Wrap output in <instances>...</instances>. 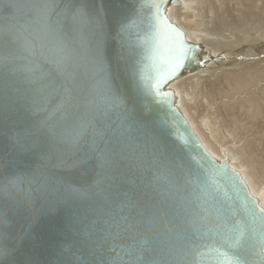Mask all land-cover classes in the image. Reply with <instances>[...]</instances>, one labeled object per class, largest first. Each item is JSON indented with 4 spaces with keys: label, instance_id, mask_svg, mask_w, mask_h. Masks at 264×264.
<instances>
[{
    "label": "water",
    "instance_id": "1",
    "mask_svg": "<svg viewBox=\"0 0 264 264\" xmlns=\"http://www.w3.org/2000/svg\"><path fill=\"white\" fill-rule=\"evenodd\" d=\"M177 1L168 0L166 12ZM73 2L64 0L66 4ZM80 2L104 6V30L99 39L112 66V86L125 104L114 106L104 81L89 68L79 81L74 107L67 114L53 115L44 127L42 122L52 108L49 106L46 113L33 104L27 61L7 62L3 59L6 50L0 49V186L13 176L24 179L20 190L12 189L13 196L7 202L0 198V217L8 220L7 231L0 230V245L10 247L29 224L32 232L22 247L0 257V264H56L61 248H89L97 243L110 255L115 254L107 252L113 244L119 246L117 250H135L142 245L171 248L179 255L187 243L184 236H165L164 224L155 225L153 217L167 213L171 219L170 203L182 211H196L202 153L217 165L235 169L229 160H218L207 150L177 106L176 95L169 107L136 90L129 73L140 48L133 34L127 37L128 50L121 49L119 26L133 15L138 0ZM171 23L186 37L182 28ZM72 39L80 43L78 35ZM90 39L94 46L97 37ZM84 43L86 48L88 41ZM170 82L163 91L173 92ZM83 124L89 125L87 134L76 144ZM21 128L35 133L36 147L30 151L15 150L6 135ZM101 149L111 163L98 177ZM98 178L101 183L90 187ZM69 183L80 192H67ZM161 191H167L168 196L162 199ZM29 192L32 201L26 203ZM81 193L86 195L81 198Z\"/></svg>",
    "mask_w": 264,
    "mask_h": 264
},
{
    "label": "snow or ice",
    "instance_id": "2",
    "mask_svg": "<svg viewBox=\"0 0 264 264\" xmlns=\"http://www.w3.org/2000/svg\"><path fill=\"white\" fill-rule=\"evenodd\" d=\"M167 3L168 0H138L133 15L120 24L119 34L122 50H128L127 37L133 34L140 48L138 59L129 73L136 90L172 107L171 97L175 93L163 91V86L187 67L205 61L199 58L200 46L187 43L184 33L169 20ZM104 22L102 3L0 0V49L6 50L3 59L7 62L16 59L27 61L25 71L27 82L33 86V104L46 113L49 106L52 108L42 126L47 127L53 115L67 114L74 107L79 81L89 68L104 81L114 106L125 104L112 86V66L99 39ZM74 34L80 37L79 44L74 43ZM91 36L97 37L94 46ZM85 40L88 41L86 48ZM121 58H124L123 53ZM88 127L87 124L79 127L74 140L76 144L87 134ZM49 131L54 132V128H49ZM6 135L11 137L17 151H30L36 147L35 133L31 128L9 130ZM99 157L101 172L98 177L111 163L105 150H100ZM199 163L202 177L196 211H182L170 203L171 219L167 213L153 217L155 225L164 224L165 236H184L187 243L179 255L174 254L171 248H145L143 245L135 250H117L119 246L115 244L107 250L115 253L110 255L102 244L97 243L89 248H61L56 264H264V206L236 169L217 165L203 153ZM23 182V177H10L5 185L0 186V198L7 202L13 196L12 189L20 190ZM100 183L98 178L90 187ZM65 190L80 192L70 183ZM168 194L167 191L160 192L162 199ZM80 195L83 198L86 193ZM31 201L29 192L26 203ZM48 210L51 211V207ZM40 211H44L43 206ZM7 224L8 220L0 217V225L5 226L0 230L6 232ZM31 237L29 224V228L10 247L0 245V257H7Z\"/></svg>",
    "mask_w": 264,
    "mask_h": 264
},
{
    "label": "bare ground",
    "instance_id": "3",
    "mask_svg": "<svg viewBox=\"0 0 264 264\" xmlns=\"http://www.w3.org/2000/svg\"><path fill=\"white\" fill-rule=\"evenodd\" d=\"M167 13L205 61L169 83L177 106L264 206V53L253 43L264 41V0H178Z\"/></svg>",
    "mask_w": 264,
    "mask_h": 264
},
{
    "label": "rangeland",
    "instance_id": "4",
    "mask_svg": "<svg viewBox=\"0 0 264 264\" xmlns=\"http://www.w3.org/2000/svg\"><path fill=\"white\" fill-rule=\"evenodd\" d=\"M253 43L259 45V46H258V48H259L258 51H260V53H264V41L260 40V43H258V41H255V42H253ZM261 45H262V46H261ZM263 55H264V54H263ZM262 59L264 60V56H262Z\"/></svg>",
    "mask_w": 264,
    "mask_h": 264
}]
</instances>
